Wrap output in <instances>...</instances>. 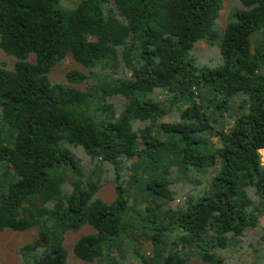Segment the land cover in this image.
<instances>
[{"label": "trees", "instance_id": "16d2710c", "mask_svg": "<svg viewBox=\"0 0 264 264\" xmlns=\"http://www.w3.org/2000/svg\"><path fill=\"white\" fill-rule=\"evenodd\" d=\"M237 3L195 65L222 0H0V232L36 229L24 264H67L83 227V264H264V0Z\"/></svg>", "mask_w": 264, "mask_h": 264}, {"label": "rangeland", "instance_id": "374dc122", "mask_svg": "<svg viewBox=\"0 0 264 264\" xmlns=\"http://www.w3.org/2000/svg\"><path fill=\"white\" fill-rule=\"evenodd\" d=\"M237 0H222L221 9L218 12L214 28L216 32V38L212 44L208 45L205 42H198L194 45L192 50L185 52L184 58L192 62L195 65H216L219 57V41L220 31L225 26L229 14L234 7H237ZM32 57V56H31ZM31 61V58L28 59ZM16 59L13 56L6 55L0 49V66L6 69H12ZM70 70H82V67L70 59H65L63 62L58 63L49 74V78L54 83H66L65 73ZM82 88V86H78ZM76 156L80 159V168L83 174H88L96 168L93 163L90 162L88 157L82 152L73 150ZM261 161L264 165V151H260ZM105 173L100 174L102 185L100 187L98 195L106 202L113 200L114 198V182L113 173L109 166L103 167ZM96 171V170H95ZM188 190V187L185 186ZM132 199V200H131ZM141 200L139 199V202ZM142 205L143 202L141 201ZM130 204L134 207L135 203L133 197L130 198ZM261 226H264V216L260 219ZM92 232L91 227H83L78 232H71L65 235L63 246L67 251V264H83L82 261L77 260L72 256L73 243L83 234ZM36 236V229L32 228L24 232L3 231L0 232V263L3 264H24L22 258L19 256L18 250L25 244L30 243ZM144 252L149 253L151 251L150 245H144ZM233 255L235 259H240L238 264H253L255 255L251 251H247L245 254L233 252V247L224 250V258L228 259L233 264ZM131 264H138L135 259L130 260ZM190 264H203L198 260L191 261Z\"/></svg>", "mask_w": 264, "mask_h": 264}]
</instances>
